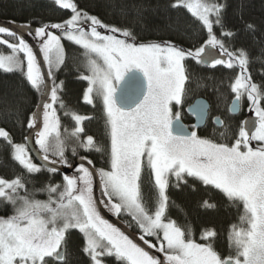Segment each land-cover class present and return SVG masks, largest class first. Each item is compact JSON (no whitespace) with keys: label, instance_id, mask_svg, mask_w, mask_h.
Segmentation results:
<instances>
[{"label":"snow or ice","instance_id":"snow-or-ice-1","mask_svg":"<svg viewBox=\"0 0 264 264\" xmlns=\"http://www.w3.org/2000/svg\"><path fill=\"white\" fill-rule=\"evenodd\" d=\"M54 3L70 10L71 16L29 32L37 40L35 46L0 25V45L10 50L0 54V70L19 72L40 97L36 110L21 122L29 130L24 142H14L2 127L0 139L28 176L57 174L60 165L74 167V172L63 175L61 183L32 190L23 174L0 178V202L12 207L11 215L0 217V264H69L66 245L72 230L82 235V252L90 264H264V86L252 82L247 54L230 52L214 32V25L223 29L226 5L218 0H173L172 8L186 9L207 33L200 47L184 49L170 41L137 42L130 29L105 24L80 9L75 0ZM231 35L221 31V36ZM64 40L82 49L81 67L88 73L80 75L88 83L84 101L102 102L110 138L107 168L97 169L87 157H80L74 166L68 163L70 141H74L73 157L77 148L100 153L105 149L91 135L82 138L83 121L90 117L66 110L64 116L74 121V127L61 131L55 105L59 102L61 109L66 105L58 95L63 81L57 83L56 74L66 63ZM189 59L211 67H239L230 85L234 99L228 112L239 113L246 96L251 115L241 122L232 143L198 135L195 129L207 119L206 102L197 100L188 107L197 121L193 130L182 123L179 111L173 113L186 91L185 61ZM214 123L225 129L219 135L227 140L228 126L219 117ZM34 156L40 163L34 162ZM145 173L148 195L142 191ZM190 179L243 206L240 224L230 226L226 256L214 248V229L203 230L205 242L198 243L190 225L181 227L167 217L170 184L179 188ZM38 193L47 198L37 199ZM204 206L214 207L208 201ZM104 211L129 217L128 227L136 229L139 241L149 250L132 238L135 233L127 234L105 218ZM152 249L162 255L153 254Z\"/></svg>","mask_w":264,"mask_h":264},{"label":"trees","instance_id":"trees-1","mask_svg":"<svg viewBox=\"0 0 264 264\" xmlns=\"http://www.w3.org/2000/svg\"><path fill=\"white\" fill-rule=\"evenodd\" d=\"M78 7L90 14L98 16L105 24L118 28H128L136 36L137 42L163 43L170 41L184 49L200 47L207 39L205 29L183 7L172 8L173 0H75ZM226 5L222 13L223 29L214 25V32L224 42L225 47L233 53L243 50L248 58V74L252 82L264 86V0H218ZM71 16L70 10L57 6L53 0H0V20H8L37 27L44 23L63 22ZM249 25L252 27L250 28ZM55 31L59 35L58 30ZM221 31L231 32V36H221ZM10 42H15L11 38ZM65 47L66 63L56 74L63 88L58 93L66 108L61 109L59 102L55 105L61 118V131L74 127V121L64 116V111L71 110L77 114L90 117L83 121L84 133L94 137L95 142L105 149L104 153L95 150L85 151L77 148V156L73 157L71 148L74 141L69 142L66 151L68 163L71 164L80 157L92 160L96 168H107V151L110 149V138L105 127V116L102 102L94 98L93 104L83 99L87 81L80 79L81 73L88 74L81 67L82 49L67 40L62 41ZM8 48L0 45L1 52ZM188 74L186 91L183 95V106L188 105L197 97L205 98L210 104V118L219 116L228 126V139L220 137L224 128L214 127L209 121L201 134L204 138L216 142L232 143L242 120V113L230 115L228 107L233 100L230 85L239 73V67L228 69L225 66L205 67L193 60H186ZM39 99V95L30 88L19 72L5 73L0 70V127L6 129L15 140L24 142L28 129L21 127L26 122ZM264 106V101H262ZM244 109V104H243ZM176 110V106H173ZM50 159L55 157L50 156ZM24 175L29 190L41 188L45 184L62 182L60 173L44 172L28 176L16 165L11 157L5 141L0 139V178L13 179ZM142 191L149 194V177H142ZM42 194V193H41ZM169 207L167 217L178 225H190L192 238L198 243L205 229H214V248L222 256L229 254L227 235L230 226L240 224L239 217L243 214L242 204L232 203L219 191L211 186L189 180L188 185L177 188L170 184L167 189ZM42 197L40 193L36 198ZM208 201L214 207H205ZM12 214L10 205L0 202V217ZM127 225V216L118 217ZM128 227V225H127ZM138 233L134 227H128ZM139 234V233H138ZM67 259L69 264H90L89 258L82 252L83 237L77 230H72L67 240Z\"/></svg>","mask_w":264,"mask_h":264},{"label":"water","instance_id":"water-1","mask_svg":"<svg viewBox=\"0 0 264 264\" xmlns=\"http://www.w3.org/2000/svg\"><path fill=\"white\" fill-rule=\"evenodd\" d=\"M0 25H2V26H7V27H9L11 30L16 31V32H18L19 34L23 35L24 38H25V40L28 41L30 44H32V45H34V46L37 44V40L34 39L33 35H29V32L33 31V30L36 28L35 26L30 25V24H21V23H17V22L8 21V20H0ZM20 25H28L29 27H28V28H22V27H19ZM203 66H205V65H203ZM205 67H209V66H205ZM42 68H44V70L46 71V66H44L43 63H42ZM39 100H40V97H39V99H38L37 104L39 103ZM197 100H202V101L206 102V104H207V106H208V107H207V117H208L209 103L207 102L206 99H204V98H202V97H199V98L195 99L190 105H194V104L196 103ZM231 102H232V101H231ZM37 104H36V106H35V108H34L33 111L36 110V108H37ZM230 104H231V103H230ZM230 104H229V105H230ZM190 105H189V106H190ZM189 106H188V107H189ZM188 107H187V109H186V113H187L188 115H190V116H193V115H191V114L188 112ZM33 111H32V112H33ZM237 114H238V113H237ZM234 115H236V114H234ZM249 116H250V114H248V115L245 117V119H247ZM193 118H194V119H193V121H194V122H193V125H194V124H196L197 121H196V118H195L194 116H193ZM245 119H244V120H245ZM206 120H207V119H206ZM244 120H243V121H244ZM182 123H183V122H182ZM183 124H184V123H183ZM205 124H206V122H205L201 127H199L198 129H202V128L205 126ZM215 125H216V124H215ZM216 126H217V125H216ZM28 132H29V130L27 131L26 135H28ZM31 143H32V142L29 141V145H30V146H31ZM34 161H35L36 163H40L39 159L36 158L35 156H34ZM78 161H79V158L76 159V160H75L74 162H72L71 164L74 166ZM86 166H87V165H86ZM59 168H60V171H59L58 173H60L62 176L65 175V174H67V175H72L73 172H74V167H73V168H69V167H67V166L60 165ZM94 191H95V194H96V195H99V194H100V191H99V188H98V187H95V186H94ZM102 214L105 216V218L109 219L110 222L116 224V225L119 226V227H122V230H126V233H127V234L132 235L133 233H135V232H133L132 230H130V229L127 227V225H126L125 223H123L118 217L112 215L111 213H108L107 211H104ZM138 236H139V235H138L137 233H135L134 235H132V238H133L137 243H140L141 246L146 247L141 241H139ZM146 250H149V249H147V247H146ZM150 251H151L153 254H156V255H162V254L156 253L154 249H152V250H150Z\"/></svg>","mask_w":264,"mask_h":264},{"label":"flooded vegetation","instance_id":"flooded-vegetation-1","mask_svg":"<svg viewBox=\"0 0 264 264\" xmlns=\"http://www.w3.org/2000/svg\"><path fill=\"white\" fill-rule=\"evenodd\" d=\"M217 66H220V65H217ZM223 66V65H222ZM197 98H199V97H197ZM203 98V97H202ZM205 99V98H204ZM233 99H234V97H233ZM182 100H183V98H182ZM193 102V101H192ZM192 102H190L188 105H185V106H183V102H181V105H180V107H179V110H180V114H181V121L186 125V126H188V128H189V130H193L192 129V126H193V116H190V115H188L187 113H186V109H187V107L192 103ZM208 102V101H207ZM209 103V102H208ZM243 104H244V109H243ZM247 104V98H246V96L245 97H242V99H241V111L238 113V114H240V113H242L243 115H242V120H241V122L245 119V117L248 115V114H250L251 115V113H249V111H248V107L247 108H245V105ZM176 106V105H175ZM176 109H178V106H176ZM175 111V110H174ZM229 113V112H228ZM238 114H236V115H238ZM230 115H232V114H230ZM234 116V115H233ZM215 117H219V116H212L211 118H210V104H209V111H208V117H207V120H206V124H205V126L207 125V123L210 121L213 125H214V127H218V126H216L215 125V123H214V118ZM220 118V117H219ZM221 120H223L224 121V119H222V118H220ZM204 126V127H205ZM204 127L202 128V129H195L196 131H197V133H198V135L201 137V134L204 132ZM252 143V146L253 147H256V144H255V141H252L251 142Z\"/></svg>","mask_w":264,"mask_h":264},{"label":"rangeland","instance_id":"rangeland-1","mask_svg":"<svg viewBox=\"0 0 264 264\" xmlns=\"http://www.w3.org/2000/svg\"><path fill=\"white\" fill-rule=\"evenodd\" d=\"M54 1V0H53ZM9 51L10 50H8V52H1L0 51V54H8L9 53ZM87 87H88V84H87ZM233 95H234V93H233ZM181 105V104H180ZM180 105H178V109H176L175 111L173 110V113H175L176 111H179L180 112V110H179V107H180ZM177 106V105H176ZM249 106V102H248V100H247V104L245 105V108H247ZM223 130H225V129H223ZM202 138H204L203 136H201ZM14 140V139H13ZM14 142H18L19 143V141L18 140H14ZM255 144H256V146H257V143L255 142ZM35 162V161H34ZM97 169H99V168H97ZM40 195L42 196V197H39V198H37V199H46L47 198V195L46 194H44V193H40ZM113 215V214H112ZM153 243H155V241L153 240L152 241Z\"/></svg>","mask_w":264,"mask_h":264},{"label":"bare ground","instance_id":"bare-ground-1","mask_svg":"<svg viewBox=\"0 0 264 264\" xmlns=\"http://www.w3.org/2000/svg\"><path fill=\"white\" fill-rule=\"evenodd\" d=\"M195 99H197V98H195ZM195 99H194V100H195ZM194 100H193V101H194ZM137 234H138V233H137ZM138 235H139V234H138Z\"/></svg>","mask_w":264,"mask_h":264}]
</instances>
